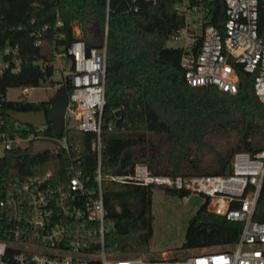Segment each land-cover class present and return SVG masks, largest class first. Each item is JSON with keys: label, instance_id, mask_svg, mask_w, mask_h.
<instances>
[{"label": "trees", "instance_id": "16d2710c", "mask_svg": "<svg viewBox=\"0 0 264 264\" xmlns=\"http://www.w3.org/2000/svg\"><path fill=\"white\" fill-rule=\"evenodd\" d=\"M120 1L110 0L108 17L102 174L128 172L139 162L156 174H227L236 151L253 154L264 148V103L253 88L255 75L239 69L234 94L215 85L189 84L180 63L182 48L166 44L184 24L174 10V0L156 4L138 0L137 10L116 12ZM105 4L106 0H0V41L17 42L20 50L19 68L3 72L1 87L39 86L51 80L56 52L80 37L75 26L81 29L87 48L101 45ZM206 4L207 22L221 27L224 0ZM44 25L42 42L35 44L31 31ZM258 31L264 35V0L258 3ZM197 48L195 45V51ZM35 57L44 65L33 63ZM61 82L70 91L68 79ZM49 106L50 101L45 100H6L4 118L15 121L7 113L9 109L47 111ZM44 132L53 134L51 122ZM64 135L68 150L62 146L6 150L0 160V176L50 173L57 181L66 180L77 169L92 181L97 164L92 147L95 133L67 126L57 137ZM102 187L109 229L106 246L122 254L146 253L153 233L155 186L104 179ZM164 190L185 195V191ZM253 219L264 222V176ZM241 228L242 223L211 212L206 200L188 220L181 249L233 245Z\"/></svg>", "mask_w": 264, "mask_h": 264}, {"label": "built area", "instance_id": "2783aa9c", "mask_svg": "<svg viewBox=\"0 0 264 264\" xmlns=\"http://www.w3.org/2000/svg\"><path fill=\"white\" fill-rule=\"evenodd\" d=\"M125 1L126 11L139 8L138 0ZM147 1L156 4L159 0ZM207 1L174 0L173 3L184 24L170 39L182 41L174 45L182 48L180 63L185 80L191 85H215L234 94L238 91L241 69L255 75L253 88L264 103V35L258 31L259 0H224L221 27L207 22ZM110 11V0H106L101 45L87 48L86 41L77 37L58 50L54 58L65 61L68 58V71L62 78L68 79L71 87L64 130L68 126L95 133L92 147L97 164L93 179L88 181L77 169L66 180L57 181L50 173L24 178L0 176V264H264V222L253 219L264 176V148L253 154L236 151L227 174H156L141 162L128 172L102 174L101 129ZM76 27L79 28L75 26V30ZM45 28L44 25L31 31L35 44L42 42L41 31ZM195 45H198L196 51ZM19 62V44L0 41V78L6 69H18ZM32 62L44 65L39 57ZM30 87L22 88L27 91ZM7 88L0 85V160L8 149L45 141L54 144L46 147L62 146L68 150L66 136L44 132L46 124L29 127L18 120H5L3 104L8 100ZM104 179L185 191L181 197L185 202L190 194L202 195L211 212L242 223L239 237L233 245L178 258L153 259L109 249L105 242L109 229L103 200Z\"/></svg>", "mask_w": 264, "mask_h": 264}, {"label": "rangeland", "instance_id": "374dc122", "mask_svg": "<svg viewBox=\"0 0 264 264\" xmlns=\"http://www.w3.org/2000/svg\"><path fill=\"white\" fill-rule=\"evenodd\" d=\"M76 34L81 37L80 28L76 27ZM180 42L182 41L169 38L166 44L177 45ZM67 63L68 58L66 61L54 60L51 80L39 86H32L27 91H24L20 86L8 87L7 99L25 98L30 101H50L61 83L63 75L68 71ZM37 146L32 143L29 148L36 150ZM1 152L2 148L0 147ZM205 201L206 198L202 195L190 194L185 202L180 196L165 192L161 187L155 186L152 194L153 233L149 240L148 251L131 255L153 259L178 258L179 255L189 256L199 253L201 250L221 248V246H209L201 249H181L188 220Z\"/></svg>", "mask_w": 264, "mask_h": 264}, {"label": "water", "instance_id": "95a60500", "mask_svg": "<svg viewBox=\"0 0 264 264\" xmlns=\"http://www.w3.org/2000/svg\"><path fill=\"white\" fill-rule=\"evenodd\" d=\"M128 8L125 0H121L119 4L116 6V12H124ZM221 24V23H220ZM68 102V90L65 83H60L58 88L52 98L50 99V106L47 111L44 109L37 110H27V111H19V110H7V113L14 118L23 123H27L29 125H40L46 124L47 122H51L53 124V135L59 136L63 133L65 127V107ZM117 113H120L117 110ZM46 146L54 147L53 142L45 141L41 142L37 146V150L41 148H45ZM230 171V166L227 167V172Z\"/></svg>", "mask_w": 264, "mask_h": 264}]
</instances>
